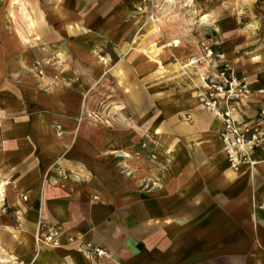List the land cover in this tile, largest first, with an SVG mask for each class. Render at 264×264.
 <instances>
[{
    "label": "crops",
    "instance_id": "obj_1",
    "mask_svg": "<svg viewBox=\"0 0 264 264\" xmlns=\"http://www.w3.org/2000/svg\"><path fill=\"white\" fill-rule=\"evenodd\" d=\"M29 6L35 41L46 19L36 0ZM56 11L48 21L60 40L47 53L55 74L41 80L12 61L20 78L0 84V211L8 209L18 222L5 228L56 230L57 242L44 247L50 264L94 258L100 264H259L264 146L254 151L257 165L233 169L221 148L219 117L195 107L194 93L179 99V115L130 109L111 126L88 125L86 99L73 86H88L91 71L106 65L90 61L91 53L120 56L116 48L102 51L121 37L118 25L87 16L67 20L64 8ZM104 22L110 26L103 28ZM13 26L12 42L24 49L20 26ZM36 78L53 83L47 88ZM245 79L260 96L257 112L264 105V77ZM235 111L239 119L253 118ZM87 245L106 255L98 258Z\"/></svg>",
    "mask_w": 264,
    "mask_h": 264
},
{
    "label": "rangeland",
    "instance_id": "obj_2",
    "mask_svg": "<svg viewBox=\"0 0 264 264\" xmlns=\"http://www.w3.org/2000/svg\"><path fill=\"white\" fill-rule=\"evenodd\" d=\"M36 1L46 22L42 19L39 39L33 41L28 28L31 20L28 10L32 0H0V84L7 78H20L13 75L16 65L12 61L26 65L24 74L34 73L40 79L44 75L55 74L47 53L49 47L55 48L60 39L51 33L54 27L48 19L49 15L52 18L59 15L56 9L62 7L67 20L84 19V16L98 19L96 21L115 20L114 23L118 25L116 34L121 36L112 37V41L104 44L105 49L102 48L103 52H111L116 48L120 56H112L110 60L108 55L102 57L98 54L101 62L106 61V65L91 71L94 79L88 86H73L82 99H86V118L83 119L88 125L94 128L111 126L117 121L116 116L123 120V115L128 114L130 109L132 113L163 109L167 116L179 115V99L192 93L196 95L195 107L208 110L200 100L203 93L209 87L213 90L219 86L224 91L226 80L231 76L247 83L246 88L249 90V93L244 94L246 96L230 101L231 104L245 116L254 118L260 96L251 89L245 78L250 75L264 77V0H257L256 4H245L246 0ZM55 2L59 6L54 5ZM13 16L19 20L18 23L12 22ZM151 22L157 27L159 39L156 42H163L167 48L166 57L160 61L151 58L154 54L151 52L154 39ZM103 24V28L110 26L106 22ZM13 25L16 28L20 26V33L24 35L23 39L18 37L21 43L18 46L22 45L23 40L27 41L24 49L19 50L12 42L14 39L11 34L15 32ZM136 37H139L137 41ZM175 39L178 44H171ZM208 49L211 50L210 55L207 54ZM51 82L39 84L50 88ZM251 92L253 95L249 96ZM217 95L220 97L223 92ZM236 117L239 118L237 112ZM133 158L135 160V156ZM8 213L9 210L5 208L0 211V258L5 260L0 264H50L44 250L35 260L31 253L13 251L19 231L11 232L5 226H15L18 222L11 214L6 215ZM23 225L27 226L25 223ZM39 231L41 244L52 242L43 238L45 230ZM11 251L15 252L16 257L8 255ZM89 263L100 264L96 258L90 259ZM259 264H264V257H260Z\"/></svg>",
    "mask_w": 264,
    "mask_h": 264
},
{
    "label": "built area",
    "instance_id": "obj_3",
    "mask_svg": "<svg viewBox=\"0 0 264 264\" xmlns=\"http://www.w3.org/2000/svg\"><path fill=\"white\" fill-rule=\"evenodd\" d=\"M207 54H211L210 49H208ZM226 83L224 91L221 86L214 87L213 90L209 87L200 100L206 109L215 112L219 117L221 121L219 130L221 147L228 164L233 169L238 170L243 165L251 166L258 161L254 156V151L256 148L264 146V127L261 124L264 119V105L258 109L255 117L251 120L237 118L235 108L230 101L240 96H246L244 94L249 93V90L246 88V83L235 76H231L229 80H226ZM217 91L223 92V95L218 97ZM56 130L57 133L60 130L58 125ZM23 199L26 200L25 195H23ZM56 236V230H48L43 238L56 243ZM89 247L98 258L106 255L105 249L102 247Z\"/></svg>",
    "mask_w": 264,
    "mask_h": 264
},
{
    "label": "bare ground",
    "instance_id": "obj_4",
    "mask_svg": "<svg viewBox=\"0 0 264 264\" xmlns=\"http://www.w3.org/2000/svg\"><path fill=\"white\" fill-rule=\"evenodd\" d=\"M150 29H151L152 34L154 35V39L152 40V48H151L152 49L151 52L154 53V54L151 55V58H157L160 61L161 59H163L164 57H166V51H167L166 44H164L161 41L156 42L159 39L158 38V34H157L158 32H157L156 25L153 24L152 22L150 23ZM171 44L177 45L178 44V40H176V39L173 40L171 42ZM96 60H100V58L97 55V53H91L90 54V61L93 62V61H96ZM105 63H106V61H105ZM36 81L39 82V83L42 82V81L40 82L39 80H37V78H36ZM43 82H46V81H43ZM203 83L205 84V82H203ZM213 113L217 116V114L215 112H213ZM112 153L113 154H118L119 153L121 156L127 157V154L125 152H120V151H117V150H112ZM253 165H257V163L256 164H253ZM253 165H251V166H253ZM162 174H163V172H162ZM49 244L50 243H44V242L42 244L40 243V238H39L38 233H37L36 230L33 233V232H30V231L22 228V229L19 230V233L16 236V240L14 242V247L12 249H13V251L16 249V250H19V252H25V253L28 252V253H31V257H34L33 260H35L36 257L39 256L40 252L44 250V247L49 246ZM50 246H52V245H50ZM8 255L9 256L12 255V257H16L15 252H12V251L11 252H8ZM0 262H5V260L2 259V258H0Z\"/></svg>",
    "mask_w": 264,
    "mask_h": 264
}]
</instances>
